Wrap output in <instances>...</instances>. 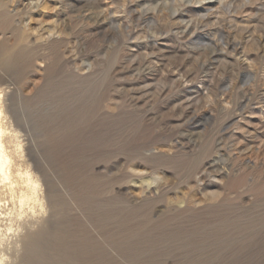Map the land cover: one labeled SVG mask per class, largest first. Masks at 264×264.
Instances as JSON below:
<instances>
[{"label": "rangeland", "instance_id": "374dc122", "mask_svg": "<svg viewBox=\"0 0 264 264\" xmlns=\"http://www.w3.org/2000/svg\"><path fill=\"white\" fill-rule=\"evenodd\" d=\"M62 1L0 0L5 121L48 209L18 236V220L3 221L0 256L264 264V0ZM197 33L221 49L233 37L239 51L215 58ZM24 187L3 214L20 208Z\"/></svg>", "mask_w": 264, "mask_h": 264}, {"label": "bare ground", "instance_id": "6f19581e", "mask_svg": "<svg viewBox=\"0 0 264 264\" xmlns=\"http://www.w3.org/2000/svg\"><path fill=\"white\" fill-rule=\"evenodd\" d=\"M31 1V0H30ZM36 1V0H35ZM62 1V0H61ZM67 1V0H66ZM166 1V0H164ZM163 1V2H164ZM55 2V1H54ZM64 2V1H62ZM70 2V1H69ZM67 2V3H69ZM156 2H158V0H156ZM33 3V2H32ZM41 3V2H40ZM263 3V2H262ZM44 4V3H43ZM71 4V3H70ZM138 4V3H137ZM56 5V4H55ZM54 5V6H55ZM92 5V4H91ZM165 5V2H164ZM264 5V4H263ZM63 6V5H62ZM134 6V5H133ZM241 6V5H240ZM243 6V5H242ZM232 7V6H230ZM11 8V7H10ZM14 8V7H12ZM79 8V7H78ZM77 8V9H78ZM136 8V7H135ZM190 8V7H189ZM76 9V8H75ZM208 6L203 7L202 10H206L207 11ZM248 9V8H247ZM256 9V8H255ZM259 9V8H258ZM89 10V9H88ZM87 10V11H88ZM131 10V9H130ZM201 10V9H200ZM224 10V9H223ZM226 10V9H225ZM224 10V11H225ZM230 10V9H229ZM233 9H231L232 11ZM236 10V9H235ZM252 10V9H251ZM263 10V9H262ZM169 11V10H168ZM191 11V10H190ZM188 11V12H190ZM227 11V10H226ZM230 11V13H231ZM255 11V10H254ZM259 11V10H258ZM43 12V11H42ZM84 12V10H83ZM176 10H174V15L176 14ZM195 12V11H194ZM233 12V11H232ZM253 12V11H252ZM63 13V12H62ZM132 13V12H131ZM145 13V12H144ZM182 11L179 14V18H182L181 21L178 23V31L180 33H182L183 35H187V33L189 32V25L187 24V22L184 24L182 23L184 21V17L183 15H181ZM191 13V12H190ZM203 13V12H202ZM205 13V12H204ZM66 14V13H65ZM192 14V13H191ZM213 14V13H212ZM85 16V15H84ZM137 15H133V17H136ZM147 16V15H146ZM145 17V16H144ZM201 17V16H200ZM210 17V16H209ZM208 17V18H209ZM54 18V17H53ZM65 18V17H64ZM137 18V17H136ZM152 21L155 20L154 16L150 17ZM206 18V16H202L201 19L204 20ZM218 19V18H216ZM60 20V19H59ZM66 20V19H65ZM114 20V19H113ZM116 20V19H115ZM130 20V19H129ZM206 20V19H205ZM204 20V21H205ZM222 21V19H220ZM16 21V20H15ZM21 21V20H20ZM120 21V20H119ZM208 21V20H207ZM216 21V20H215ZM60 22V21H59ZM58 22V23H59ZM122 22V21H121ZM217 23V22H216ZM21 24V23H19ZM30 24V23H28ZM57 24V22H56ZM129 24V23H128ZM134 24V23H133ZM152 24V22L150 23ZM202 24V23H201ZM200 24V25H201ZM212 24H214V22H212ZM27 25V24H26ZM121 25V24H120ZM124 25L125 29L126 28H130V26H127L125 23L122 24ZM32 27V26H30ZM60 27V26H59ZM62 27V26H61ZM90 27V26H89ZM203 27V26H201ZM74 28V27H73ZM123 28V27H122ZM200 28V27H199ZM228 28V25H227ZM36 29V28H35ZM56 29V28H55ZM229 29V28H228ZM59 30V29H58ZM199 30V29H198ZM205 30V29H204ZM218 33L220 34V36L225 35V30L223 31V28L217 29ZM49 31V30H48ZM57 31V30H56ZM142 31V30H141ZM206 31V30H205ZM210 31V30H209ZM70 32V31H69ZM86 32V31H85ZM89 32V31H88ZM92 32V31H91ZM195 32V31H194ZM66 33V32H65ZM127 33V32H126ZM125 33V34H126ZM139 33V32H137ZM214 33H217L214 32ZM47 34V33H46ZM64 34V33H63ZM83 36L84 33H82ZM232 34V33H230ZM7 35V34H6ZM18 35V34H17ZM39 35V34H38ZM105 35V34H104ZM196 38L199 40H206L210 45H212L214 47V52H215V58L216 56L220 57L222 56L223 58H228V53L230 50H228L229 47H231L232 51L234 52H238L239 51V47L238 44L232 40L233 37H227L228 40L227 42L225 41L227 47H225L224 49L219 48V42H217L218 40H214V39H209V37L207 38L205 35H203L202 33H197L196 34ZM37 36V35H36ZM60 36V35H59ZM63 36V35H62ZM87 36V35H86ZM209 36V35H208ZM250 36V35H249ZM248 36V37H249ZM58 37V36H57ZM211 38V37H210ZM84 39V38H83ZM87 39V38H86ZM85 39V40H86ZM217 39V38H216ZM246 39V38H245ZM243 39V40H245ZM72 40V39H71ZM190 40V39H189ZM198 40V41H199ZM242 40V41H243ZM259 40V39H258ZM43 41V40H42ZM74 41V40H73ZM197 41V42H198ZM191 42V41H190ZM223 42V41H222ZM19 43V42H18ZM80 43V42H78ZM200 43V42H199ZM198 43V44H199ZM260 43V42H259ZM73 44V42H72ZM186 44V43H185ZM190 44V43H189ZM188 44V45H189ZM3 45V44H2ZM17 45V44H16ZM70 45V44H69ZM196 45V44H195ZM258 45V44H257ZM260 45V44H259ZM154 46V45H153ZM243 46V44L241 45ZM35 47V46H34ZM76 47V46H75ZM74 47V49H75ZM152 48V47H151ZM185 48V47H184ZM9 49V48H8ZM72 49V48H71ZM206 50V49H205ZM20 51V50H19ZM80 51V50H79ZM202 51V50H201ZM6 52V51H5ZM131 52V51H130ZM179 52V51H178ZM187 52V51H186ZM135 53V52H134ZM27 54V52H26ZM210 54V53H209ZM245 54V53H244ZM21 56V55H20ZM158 56V55H157ZM204 57V56H203ZM4 59V58H3ZM150 59V58H149ZM6 60V59H5ZM71 60V59H70ZM156 60V59H155ZM154 60V61H155ZM10 61V60H9ZM24 61V60H23ZM187 61V60H186ZM234 61V60H233ZM232 61V62H233ZM88 62V61H87ZM31 63V62H30ZM24 64V63H23ZM213 65V64H212ZM207 66V65H206ZM210 66V65H209ZM231 66V65H230ZM234 66V64L232 65ZM240 66V65H239ZM154 67V66H153ZM208 67V66H207ZM214 67V66H213ZM156 68V67H155ZM243 71V67L241 68ZM248 69V68H247ZM219 71V70H218ZM234 71V70H233ZM241 71V72H242ZM240 74V73H239ZM84 76V75H83ZM212 76V75H211ZM237 76V75H236ZM244 76V75H243ZM217 77V76H216ZM242 77V76H241ZM249 77V76H248ZM81 78V77H80ZM145 78V77H144ZM205 78V77H204ZM244 78V77H243ZM184 79V78H183ZM239 79V78H238ZM245 79V78H244ZM151 80V79H150ZM224 80V79H223ZM222 80V81H223ZM189 81V80H188ZM202 81V80H201ZM208 81V80H207ZM235 81V80H234ZM240 81V80H239ZM233 82V81H232ZM215 83V82H214ZM235 83V82H234ZM138 84V83H136ZM228 84V83H227ZM238 84V83H237ZM247 84V83H246ZM223 85V84H222ZM182 86V84H181ZM211 86V85H210ZM230 86V85H228ZM173 87V86H172ZM234 87V84H233ZM253 87V86H252ZM209 88V87H208ZM226 88V87H225ZM235 88V87H234ZM196 89V88H195ZM215 90V89H214ZM233 90V89H231ZM33 91V90H32ZM142 93V92H141ZM148 93V92H145ZM183 93V92H182ZM251 93V92H250ZM254 93V92H253ZM78 94V93H77ZM81 94V93H80ZM76 95V94H75ZM192 95V94H191ZM249 95V94H248ZM182 96V95H181ZM187 96V95H186ZM185 96V98H186ZM195 96V95H194ZM226 97V96H225ZM65 99V98H64ZM62 100V99H61ZM248 100V99H247ZM2 94L0 93V234H3V230H2V225H3V221L5 220H13L14 218H16L18 220V226H16L17 228L15 230H13V235L12 236H18L22 233V231L24 229H30L32 227H34L36 224H38L42 219H45V214H46V209H47V203L45 202V196L44 193L41 192V183H40V177L38 178L36 175L33 174V172L28 169V167L26 168L25 171H23L21 169V166L26 165V160H23L22 156H23V151H24V146L22 144V141L19 138V135L15 132L14 129H11L9 124L5 121V119L7 118L5 109H4V105L2 102ZM179 101V100H178ZM182 101V100H181ZM71 102V101H70ZM170 102V101H169ZM59 103V102H58ZM241 103V102H240ZM61 104V103H60ZM68 104V103H67ZM167 104V103H166ZM60 106V105H59ZM82 106V105H81ZM67 107V106H66ZM197 107V106H196ZM244 107V106H243ZM66 109V108H65ZM178 110V108H177ZM188 111V110H186ZM195 112V110H192V112ZM178 112V111H176ZM234 112V110H233ZM70 114V113H69ZM57 118V117H56ZM179 118V117H178ZM51 119V118H50ZM182 119V118H180ZM80 122V121H79ZM100 123V122H99ZM179 123V122H178ZM186 123V122H185ZM82 124V123H81ZM103 124V123H102ZM174 124V123H173ZM180 124V123H179ZM98 125V124H97ZM64 126V125H63ZM180 126V125H179ZM40 127V126H39ZM179 128V127H178ZM180 129V128H179ZM257 130V129H256ZM89 131V130H88ZM58 132V131H57ZM254 132V131H253ZM258 132V131H257ZM64 133V132H63ZM252 133V132H250ZM249 133V134H250ZM263 133V132H262ZM228 134V133H227ZM69 136V135H68ZM74 136V135H73ZM129 136V135H128ZM224 137V135H223ZM252 137V136H251ZM88 138V137H87ZM86 138V139H87ZM259 138V137H258ZM261 138V137H260ZM71 139V138H70ZM256 140V139H255ZM44 141V140H42ZM253 141V140H252ZM255 142V141H254ZM263 142V140H262ZM44 143V142H43ZM163 143V142H162ZM240 143V142H239ZM155 144V143H153ZM158 144V143H156ZM155 144V145H156ZM253 144V143H251ZM261 144V143H260ZM263 144V143H262ZM76 146V145H75ZM91 146V145H90ZM164 146V145H163ZM239 146V145H238ZM260 146V145H258ZM257 146V147H258ZM123 147V146H122ZM158 147V146H157ZM160 147V146H159ZM236 147V144H235ZM240 147V146H239ZM249 147V146H247ZM263 147V146H262ZM61 148V147H60ZM161 148V147H160ZM163 148V147H162ZM167 148V147H166ZM238 148V147H236ZM53 150V149H52ZM83 150V149H82ZM154 150V149H153ZM172 150V149H171ZM240 150V149H239ZM252 150V149H251ZM136 151V150H135ZM72 152V151H71ZM149 152V150L147 151V153ZM243 152V151H242ZM264 152V151H263ZM74 153V152H73ZM146 154V153H145ZM112 155V154H111ZM172 156V155H171ZM118 158V157H117ZM214 158V157H213ZM143 159V158H142ZM141 159V160H142ZM252 159V158H251ZM250 159V160H251ZM145 160V159H144ZM147 160V159H146ZM206 160V159H205ZM118 161V160H117ZM208 161V160H207ZM143 162V161H142ZM215 162V161H214ZM213 162V163H214ZM139 163V162H138ZM151 163V162H150ZM255 163V162H254ZM126 164V163H125ZM212 164V163H210ZM216 164V163H215ZM57 165V164H56ZM89 165V164H88ZM121 165V164H120ZM141 165V164H140ZM143 165V164H142ZM156 165V164H155ZM113 166V165H112ZM258 166V165H257ZM142 167V166H141ZM209 167V166H208ZM133 168V167H132ZM212 168V167H211ZM143 169V168H142ZM141 169V170H142ZM59 170V169H58ZM112 170V169H111ZM116 170V169H115ZM145 170V169H143ZM148 170V169H147ZM223 170V169H222ZM226 171V170H225ZM83 172V171H82ZM134 172V171H133ZM142 172V171H141ZM158 172V171H157ZM164 172V171H163ZM138 173V172H137ZM204 174V173H203ZM163 175V174H162ZM121 177V176H120ZM163 177V176H162ZM170 177V176H169ZM79 178V177H78ZM126 178V177H125ZM165 178V177H164ZM167 178V177H166ZM76 179V178H75ZM127 179V178H126ZM137 179V178H135ZM199 179V178H198ZM134 180V179H133ZM141 180V179H140ZM146 181V180H145ZM199 182V181H198ZM24 183L25 187L23 188V190L21 191V195L19 198V202H20V208L17 210H15L14 212L10 211L6 214H3L5 210H7L8 208V202L6 201V196L7 195H11L13 197V195L16 193L18 187L20 186V184ZM70 183V182H69ZM130 183V182H129ZM136 183V182H135ZM134 183V184H135ZM138 183V182H137ZM160 184V183H159ZM73 185V184H72ZM138 185V184H137ZM157 185V184H156ZM155 186V185H154ZM158 187V186H157ZM43 188V187H42ZM110 188V187H109ZM89 190V189H88ZM18 192V191H17ZM118 192V191H117ZM140 192V191H139ZM111 193V192H110ZM119 193V192H118ZM154 193V192H153ZM134 194V193H133ZM48 196V195H47ZM113 196V195H112ZM122 197V196H121ZM132 197V196H131ZM116 198V197H115ZM170 198V197H169ZM183 198V197H182ZM84 199V197H83ZM133 200V199H132ZM169 200V199H168ZM104 201V200H103ZM146 201V200H145ZM33 204L31 211H27V208L25 207L26 205L29 204ZM165 203V202H164ZM163 203V204H164ZM183 203V202H182ZM186 203V202H185ZM147 204V203H146ZM180 204V203H179ZM184 204V203H183ZM57 205V204H56ZM97 205V204H96ZM165 205V204H164ZM181 205V204H180ZM182 206V205H181ZM179 206V207H181ZM90 207V206H89ZM132 207V206H131ZM153 207V206H152ZM61 208V207H60ZM59 208V209H60ZM123 208V207H122ZM162 208V207H161ZM185 208V207H184ZM194 208V207H193ZM136 209V208H135ZM134 209V210H135ZM157 209V207H156ZM175 209V208H174ZM186 209V208H185ZM48 210V209H47ZM127 210V209H126ZM130 210V209H129ZM147 210V208H146ZM131 212V211H130ZM157 212V211H156ZM124 213V212H123ZM137 213V212H136ZM126 215V214H125ZM148 215V214H147ZM99 216V215H98ZM133 216V214H132ZM150 216V215H149ZM121 219V218H120ZM47 220V218H46ZM108 220V219H107ZM110 221V220H109ZM113 221H115L113 219ZM161 221V220H160ZM49 222V221H48ZM156 222V221H155ZM128 223V222H127ZM159 223V221H158ZM45 224V223H44ZM100 224V223H99ZM9 225V230L10 229H14L13 228V224L10 223ZM7 225V226H8ZM100 226V225H99ZM102 226V225H101ZM128 228V227H127ZM38 229V228H37ZM46 229V228H45ZM39 232V231H38ZM114 232V231H113ZM8 234V233H7ZM7 234H3L6 236H8ZM66 234V233H65ZM38 235V234H37ZM11 236V235H10ZM11 236V237H12ZM131 236V235H130ZM6 239V238H5ZM1 240V239H0ZM2 240H3V236H2ZM35 240V239H34ZM54 241V240H53ZM94 244V243H93ZM1 246V243H0ZM19 246V245H18ZM28 246V245H27ZM26 247V246H24ZM34 247V246H33ZM41 247V246H40ZM9 248V247H8ZM18 248V247H17ZM20 249V248H19ZM24 250V249H23ZM79 250V249H78ZM83 250V249H82ZM38 251V250H37ZM4 252V251H3ZM2 253V252H1ZM31 253V252H30ZM94 253V252H93ZM17 254V253H16ZM32 254V253H31ZM65 254V253H64ZM92 254V253H91ZM96 254V253H95ZM99 254V253H98ZM3 255V254H2ZM39 256V255H38ZM37 256V257H38ZM1 257V256H0ZM31 257V256H30ZM35 257V256H34ZM16 258V257H14ZM13 258V259H14ZM33 258V257H32ZM34 259V258H33ZM137 259V258H136ZM18 260V259H17ZM98 260V258H97ZM102 260V259H101ZM98 260L99 263H101L102 261ZM132 260V259H131ZM13 262V261H12ZM97 262V261H96ZM0 264H11L10 262V258L4 257L2 256L0 258Z\"/></svg>", "mask_w": 264, "mask_h": 264}]
</instances>
